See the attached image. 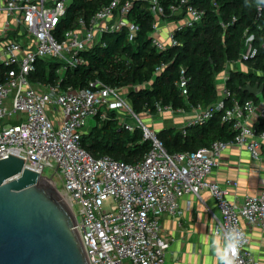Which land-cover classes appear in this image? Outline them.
Returning <instances> with one entry per match:
<instances>
[{
  "label": "built area",
  "instance_id": "built-area-1",
  "mask_svg": "<svg viewBox=\"0 0 264 264\" xmlns=\"http://www.w3.org/2000/svg\"><path fill=\"white\" fill-rule=\"evenodd\" d=\"M69 1L0 0V11L7 16L0 34V158L9 152L24 158L25 166L49 177L55 186L54 173L46 176L44 171L49 168L58 172L61 186L56 187L75 217L89 264H164L170 239L161 233L160 216L178 214L180 197L186 193L199 196L203 189L210 192L217 207L214 233L222 236L224 231L236 227L244 234L235 264H262L247 249V232L241 221L264 228V189L246 194L236 203L228 199V188L210 179V174L221 152L230 145L246 148L254 160L260 158L264 104L233 98L224 85L219 89L218 100L195 108L183 128L202 124L219 110L221 120L231 124L233 137L216 139L194 151L169 153L157 133L133 111L120 87L91 80L79 89H61L59 81H32L30 75L40 58L59 59V72H63L83 62L80 51L90 47L102 32L119 31L124 25L131 32L138 29L126 18L130 1L110 0L87 20L78 18L77 26L57 38L53 31ZM147 1L156 19L154 45L161 49L165 43L158 35L159 18L164 10L158 0ZM171 10L184 11L185 16L172 21L168 43L175 42V28L192 25L202 13L189 0H179ZM14 24L22 27L21 37L9 36L16 29ZM252 40L251 34L245 38L246 50L234 62L242 64L256 55ZM261 46L264 47V37ZM223 76L225 81L226 75ZM178 87L182 94L187 93L182 74ZM226 97H231L229 104ZM157 109L173 111L171 106ZM108 110H114L129 131L140 126L144 138L150 141L139 160L94 157L81 146L82 127L97 114L105 118ZM56 111L58 120H54ZM254 113L255 120H247ZM20 117L17 123L7 121ZM225 182L235 184L228 179Z\"/></svg>",
  "mask_w": 264,
  "mask_h": 264
},
{
  "label": "trees",
  "instance_id": "trees-1",
  "mask_svg": "<svg viewBox=\"0 0 264 264\" xmlns=\"http://www.w3.org/2000/svg\"><path fill=\"white\" fill-rule=\"evenodd\" d=\"M127 20L138 26L134 32L124 25L119 31L102 32L88 48L80 51L83 62L59 72L61 61L55 57L40 58L31 73L32 81L55 84L61 89L70 86L79 89L91 80L118 86L138 114L156 113L157 106H171L173 110H188L209 106L219 98L217 75L227 62H234L246 50L245 38L253 35L252 45L257 48L254 57L243 62L248 69L229 68L225 87L231 97L238 100L252 99L258 95L242 89L249 82L263 84L264 96V5L256 6L255 0H189L201 10V17L190 26L182 25L173 30L174 43L161 49L154 45L155 15L147 0H129ZM163 7L164 19L176 21L185 16L184 11L173 13L171 7L179 0H158ZM110 0H70L53 33L60 38L67 29L77 26V19L87 20L96 10ZM0 66V74L2 73ZM183 70L181 73L180 71ZM181 74L186 79L187 93L178 87ZM1 80V77H0ZM231 97H226L229 104ZM89 128L82 127L81 146L94 157L109 156L116 160H139L150 146L140 126L129 131L114 110L105 118L95 115ZM9 122L21 120L10 118ZM169 153L194 151L207 147L216 140L233 137L231 124L221 120L215 110L212 117L202 124H191L182 129L163 127L157 132Z\"/></svg>",
  "mask_w": 264,
  "mask_h": 264
},
{
  "label": "water",
  "instance_id": "water-1",
  "mask_svg": "<svg viewBox=\"0 0 264 264\" xmlns=\"http://www.w3.org/2000/svg\"><path fill=\"white\" fill-rule=\"evenodd\" d=\"M242 89L257 95L263 84ZM0 264H89L57 187L10 152L0 158Z\"/></svg>",
  "mask_w": 264,
  "mask_h": 264
},
{
  "label": "crops",
  "instance_id": "crops-1",
  "mask_svg": "<svg viewBox=\"0 0 264 264\" xmlns=\"http://www.w3.org/2000/svg\"><path fill=\"white\" fill-rule=\"evenodd\" d=\"M6 19L5 12L0 11V34ZM14 25L16 29L11 30L9 36L21 37L19 32L22 27ZM169 26L172 28V21H170ZM158 35L161 41L165 44L168 43L169 34L163 33L161 29ZM232 66L243 69V64L227 62L223 71L225 72ZM223 78L224 76L220 72L217 75V81H219V84L216 85L217 89L225 85ZM257 104H264L262 94L258 95ZM194 110L195 108L173 111L182 112L183 114L179 117L184 116L188 119ZM254 117H256V113L247 120L254 121ZM177 120L180 119L177 118ZM92 121L93 118L89 119L85 126L91 125ZM163 127H174V124L162 125L161 128ZM182 128L183 126L179 129ZM210 179L226 186L228 199L236 203H240L246 194H253L264 189V145L261 149L260 158L257 160H254L246 148L242 146H228L221 152L218 163L212 169ZM227 179L234 181L235 184L228 185L225 182ZM179 208L178 214H162L160 216L161 233L170 239L169 247L165 252L164 264H218V258L211 245L220 234H215L213 231L217 207L210 192L203 189L199 196L193 193L183 194L179 199ZM241 225L247 232V249L264 264V228L248 225L243 220ZM219 242L223 244V240Z\"/></svg>",
  "mask_w": 264,
  "mask_h": 264
},
{
  "label": "rangeland",
  "instance_id": "rangeland-1",
  "mask_svg": "<svg viewBox=\"0 0 264 264\" xmlns=\"http://www.w3.org/2000/svg\"><path fill=\"white\" fill-rule=\"evenodd\" d=\"M170 20L168 19H164L162 22H159V27L160 30H163V33H167V35L169 34V32L171 31V27L169 26ZM243 69L241 70H247L248 67L243 64L242 66ZM221 73L223 75H227V70L221 71ZM219 84V81H217L216 79V85ZM187 113V112H186ZM182 112H178V111H168V110H161L158 111L156 113H149L148 111L146 112H142V113H138L139 118L142 120V122L151 130L157 132L159 130V128H161L162 125H169V124H174L175 128H180L184 125H187L188 123V119L185 118L184 116H181V119L179 117V115H182ZM185 115V114H184ZM59 113L56 111L55 112V119L54 120H58L59 119ZM121 116V115H120ZM180 119V120H177ZM11 119H7V121H10ZM127 120H130L131 122H134L133 119L131 118H127ZM90 125L85 126L84 129L89 128ZM46 176H50L51 173H54L53 178L56 179V186L60 187L61 186V181L60 179H58L57 173L58 172H54L53 170L46 168L44 171Z\"/></svg>",
  "mask_w": 264,
  "mask_h": 264
},
{
  "label": "clouds",
  "instance_id": "clouds-1",
  "mask_svg": "<svg viewBox=\"0 0 264 264\" xmlns=\"http://www.w3.org/2000/svg\"><path fill=\"white\" fill-rule=\"evenodd\" d=\"M256 6L264 5V0H255ZM244 239V234L236 227L224 231L222 236L212 242V250L218 258V264H235V256ZM223 240V244L219 241Z\"/></svg>",
  "mask_w": 264,
  "mask_h": 264
}]
</instances>
